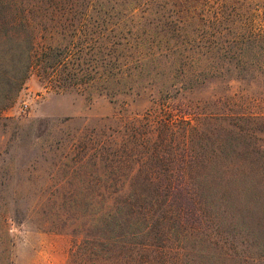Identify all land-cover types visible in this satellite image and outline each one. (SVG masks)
<instances>
[{
  "label": "rangeland",
  "instance_id": "rangeland-1",
  "mask_svg": "<svg viewBox=\"0 0 264 264\" xmlns=\"http://www.w3.org/2000/svg\"><path fill=\"white\" fill-rule=\"evenodd\" d=\"M61 4L70 11L62 23L70 20L80 29L58 30L48 42L56 48L48 53L66 60L53 71L51 59L43 71L34 66L12 102L0 109V264H64L73 239L80 241L81 235L74 232L77 222L57 223L50 215L66 218L75 198L104 194L118 177L147 176L141 170L149 160L139 154L113 175L107 144L132 147L131 119L146 122L155 107L163 109L161 118L174 120V131L156 146L186 154L192 147L232 142L240 152L222 162L244 165L247 177L264 179L250 154L255 145L264 148V0ZM4 36L1 31L0 102L4 92L10 94L7 81L17 67L6 54L17 46ZM238 116L258 120L237 121ZM226 127L234 128V140L221 131ZM138 140L149 156L159 139L156 132H144ZM100 153L101 161H95ZM228 192L221 199L238 195ZM256 192L264 196L262 183ZM80 209L85 213L90 207L83 203ZM248 217V229L261 233L264 212L257 209Z\"/></svg>",
  "mask_w": 264,
  "mask_h": 264
},
{
  "label": "trees",
  "instance_id": "trees-1",
  "mask_svg": "<svg viewBox=\"0 0 264 264\" xmlns=\"http://www.w3.org/2000/svg\"><path fill=\"white\" fill-rule=\"evenodd\" d=\"M69 12L61 0H0V32L4 31V39L14 41L17 46L14 50L6 49L17 67L7 81L10 94H2L0 109L12 102L34 66L42 67L51 59L48 69L53 71L64 63L66 56L57 59L48 53L56 48L48 42L55 40L53 36L58 30L80 29L70 20L62 23L61 18ZM69 75H73L71 70L67 71ZM162 111L152 108L146 122L136 117L131 119L132 147L117 149L115 142L107 144L106 156L111 155L108 161L113 175L122 172L119 164L123 165L124 161L131 164L139 154L140 158L149 160L143 162L141 171L147 175L144 179L118 177L107 185L104 194L75 198L74 211L66 218L50 215L57 223L65 224L70 219L77 222L74 232L81 235L80 241L76 236L73 239L64 264H264V229L261 233L254 232L245 225V220L257 209L264 212V196L256 192V186L259 182L264 185V179L247 177L244 165L222 162L232 160L240 152L232 142L212 148L192 147L186 154L167 144V148L156 146L158 142L165 143L167 132L174 131L171 129L174 120L161 118ZM224 117L223 121L232 116ZM255 119L237 117V121L245 122ZM233 129L226 127L221 131L234 140ZM144 132H156L159 139L152 142L149 156H144L137 146ZM250 154L255 160L253 169L264 172V148L255 145ZM99 155L95 161H101L103 154ZM165 155L171 156L168 164L163 162ZM201 171L203 174L197 178ZM95 187L99 189L101 185ZM229 190L237 191L238 195L228 201L221 199V194ZM83 203L90 207L88 212L81 211Z\"/></svg>",
  "mask_w": 264,
  "mask_h": 264
},
{
  "label": "built area",
  "instance_id": "built-area-1",
  "mask_svg": "<svg viewBox=\"0 0 264 264\" xmlns=\"http://www.w3.org/2000/svg\"><path fill=\"white\" fill-rule=\"evenodd\" d=\"M23 107H26V105L24 104Z\"/></svg>",
  "mask_w": 264,
  "mask_h": 264
}]
</instances>
